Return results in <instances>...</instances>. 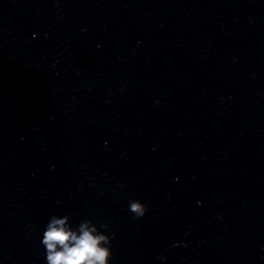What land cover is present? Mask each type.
Returning a JSON list of instances; mask_svg holds the SVG:
<instances>
[{"label":"clouds","instance_id":"clouds-1","mask_svg":"<svg viewBox=\"0 0 264 264\" xmlns=\"http://www.w3.org/2000/svg\"><path fill=\"white\" fill-rule=\"evenodd\" d=\"M129 211L139 219L147 207L138 199L130 200ZM69 221L67 215L50 217L41 241L47 264H109L112 252L111 238L105 234L108 225L101 223L98 229L91 220H83L73 228Z\"/></svg>","mask_w":264,"mask_h":264}]
</instances>
